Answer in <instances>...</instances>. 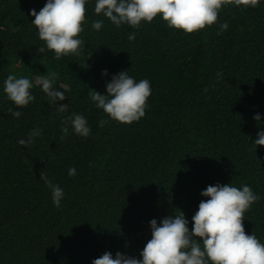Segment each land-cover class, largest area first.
<instances>
[{
    "label": "trees",
    "instance_id": "16d2710c",
    "mask_svg": "<svg viewBox=\"0 0 264 264\" xmlns=\"http://www.w3.org/2000/svg\"><path fill=\"white\" fill-rule=\"evenodd\" d=\"M45 3L0 0V264H91L106 251L139 258L150 220L182 210L191 230L207 199L200 192L216 183L248 185L260 197L243 225L264 244V146L252 144L264 130V0L256 7L227 0L216 23L193 33L169 28L159 15L117 28L89 0L78 37L84 46L59 59L38 51L44 41L31 24L30 11ZM96 20L100 30L91 28ZM103 69L150 81L138 122L110 120L90 100L93 90L106 93L97 86ZM50 73L66 94L56 105H67L65 113L38 86L23 108L3 92L8 75L35 84ZM73 113L87 119L88 137L70 129L61 138ZM102 119L109 122L100 126ZM37 128L31 144H18ZM41 173L63 189L60 208Z\"/></svg>",
    "mask_w": 264,
    "mask_h": 264
},
{
    "label": "clouds",
    "instance_id": "9594fccd",
    "mask_svg": "<svg viewBox=\"0 0 264 264\" xmlns=\"http://www.w3.org/2000/svg\"><path fill=\"white\" fill-rule=\"evenodd\" d=\"M89 0H46L37 12L30 11L34 17L31 24L35 26L37 35L44 46L38 49L43 53L53 51L56 59L69 54H78L84 46L79 34L84 31L82 22L85 20V5ZM261 0H235V5L256 7ZM227 0H95L94 12L107 18L117 28L129 25L138 28L142 22H151L158 15L169 28L193 33L213 25L218 20L220 9ZM103 20L93 21L91 28L100 30ZM229 25L225 21L219 25L220 31H226ZM219 34V33H218ZM130 41L136 39L135 32L128 35ZM103 69L102 77L108 76ZM221 73H217L219 79ZM55 73L39 75L35 84L27 77L8 75L3 82L6 98L16 108H23L35 100L31 90L38 86L47 95L51 104L59 113H65L68 106L57 105L67 97L64 91L54 86ZM106 93L93 90L90 100L97 109L107 114L110 120L123 124L138 122L146 115L147 100L152 93L150 81H137L128 71L111 75L110 82L105 84ZM15 118L22 116L18 110H9ZM262 115L256 113L253 120L258 124ZM109 120L102 119L100 126ZM86 138L91 134L87 119L81 114L73 113L62 128V136L70 132ZM42 133L41 129H33L27 139L18 140L21 146L33 142V138ZM254 150L264 146V130L257 132L252 141ZM76 174V168L70 167L68 175ZM51 191L52 202L60 208L64 198L63 189L52 183L41 173ZM202 199L198 210L191 217L192 227L182 210L167 215L157 221H149L151 238L139 252V258L116 252H104L91 264H264V244L254 234H246L243 221L245 212L260 197L248 185L240 188L232 184L207 186L200 192Z\"/></svg>",
    "mask_w": 264,
    "mask_h": 264
},
{
    "label": "rangeland",
    "instance_id": "374dc122",
    "mask_svg": "<svg viewBox=\"0 0 264 264\" xmlns=\"http://www.w3.org/2000/svg\"><path fill=\"white\" fill-rule=\"evenodd\" d=\"M108 76H110L111 77V75H108ZM110 79L111 78H107V77H102L101 75H100V77H99V82L97 83L98 85V87L99 88H101V89H105V84H106V82H110ZM106 90V89H105Z\"/></svg>",
    "mask_w": 264,
    "mask_h": 264
}]
</instances>
